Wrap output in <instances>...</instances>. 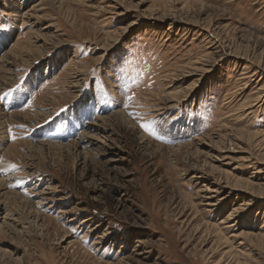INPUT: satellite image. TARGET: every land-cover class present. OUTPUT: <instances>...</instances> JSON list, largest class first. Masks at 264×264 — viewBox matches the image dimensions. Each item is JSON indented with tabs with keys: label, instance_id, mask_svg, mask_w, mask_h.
<instances>
[{
	"label": "rangeland",
	"instance_id": "rangeland-1",
	"mask_svg": "<svg viewBox=\"0 0 264 264\" xmlns=\"http://www.w3.org/2000/svg\"><path fill=\"white\" fill-rule=\"evenodd\" d=\"M0 264H264V0H0Z\"/></svg>",
	"mask_w": 264,
	"mask_h": 264
},
{
	"label": "snow or ice",
	"instance_id": "snow-or-ice-1",
	"mask_svg": "<svg viewBox=\"0 0 264 264\" xmlns=\"http://www.w3.org/2000/svg\"><path fill=\"white\" fill-rule=\"evenodd\" d=\"M101 91H103V85H101ZM7 95V94H6ZM133 97L129 96L128 99L131 100ZM154 123H142L140 126L141 128H143L146 132H148L149 134L153 135V136H157V130L154 127Z\"/></svg>",
	"mask_w": 264,
	"mask_h": 264
},
{
	"label": "bare ground",
	"instance_id": "bare-ground-1",
	"mask_svg": "<svg viewBox=\"0 0 264 264\" xmlns=\"http://www.w3.org/2000/svg\"><path fill=\"white\" fill-rule=\"evenodd\" d=\"M33 8V7H32ZM6 60V59H5ZM4 60V61H5ZM7 61V60H6ZM73 87H75V86H73ZM108 120V119H107ZM106 119H103V120H101L103 123H105L106 125H109L110 123L107 121ZM96 128H100L101 126H103V124H99V125H94ZM104 128V127H103ZM100 130V129H99ZM101 131H102V129H101ZM111 134V133H110ZM103 136V135H102ZM105 136V137H104ZM104 136H103V138L105 139V138H107L109 135L108 134H105L104 133ZM111 136V135H110ZM98 141V140H97ZM105 142H103V144H104ZM56 146V145H55ZM104 147H105V145H104ZM75 153H77V152H74V154ZM79 156V155H78Z\"/></svg>",
	"mask_w": 264,
	"mask_h": 264
}]
</instances>
